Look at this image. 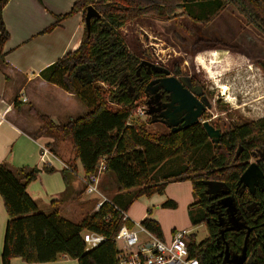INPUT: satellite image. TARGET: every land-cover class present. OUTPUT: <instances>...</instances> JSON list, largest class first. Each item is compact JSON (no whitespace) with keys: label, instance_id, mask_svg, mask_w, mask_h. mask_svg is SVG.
I'll list each match as a JSON object with an SVG mask.
<instances>
[{"label":"trees","instance_id":"obj_1","mask_svg":"<svg viewBox=\"0 0 264 264\" xmlns=\"http://www.w3.org/2000/svg\"><path fill=\"white\" fill-rule=\"evenodd\" d=\"M9 1L0 0V59L10 38L3 19V9ZM193 1L198 0H78L70 13L57 17L56 23L43 32H52L62 21L80 12L85 21L89 6L101 14L100 18L92 19L89 31L85 29L79 48L41 74L47 82L75 95L87 112L66 124L54 123L33 107L30 112L50 134L71 141L85 176L96 174L104 159L103 173L114 175L119 193L131 195L124 206L118 200L106 202L98 211L74 223L62 217V200L52 202V211L44 213L29 195L27 188L40 170L14 171L7 164H0V195L8 215L2 264H11L14 258L28 264L51 263L62 255L79 264H117L116 236L125 224L121 211L127 212L140 197L163 194L169 183L184 181H191L193 186L194 201L189 207L192 223L205 224L208 229V237L201 242H197L194 234L188 237L190 255L201 264H224L226 253L241 255L246 246L248 264H264V191L252 194L238 186L252 159L264 172V117L235 124L223 134L219 144L212 143L200 124L183 132L161 133L130 122L141 99L139 94L150 77L143 73L142 83L138 81L137 65L141 57L129 49L120 30L144 17L171 21L179 9ZM208 1L218 3L219 11L228 5L238 7L250 23L264 32V0ZM151 123L154 124L152 118ZM203 148H212L213 155L204 170L195 173L188 161L194 151ZM177 154L186 161L180 172L154 178L155 169ZM69 167L70 170L62 171L67 186L68 171L77 172L74 163ZM43 169L54 170L48 166ZM209 183H220V187L237 195L234 216L243 228L222 233L219 216L231 222L232 215L211 197ZM176 206L171 200L163 204V207ZM197 210L198 217H194ZM141 223L164 239L159 222L147 218ZM127 225L134 227L132 222ZM85 230L103 235L105 241L87 251L81 236Z\"/></svg>","mask_w":264,"mask_h":264},{"label":"rangeland","instance_id":"obj_2","mask_svg":"<svg viewBox=\"0 0 264 264\" xmlns=\"http://www.w3.org/2000/svg\"><path fill=\"white\" fill-rule=\"evenodd\" d=\"M190 3L179 9L177 17L171 21L144 17L121 29L120 34L129 49L142 60L168 70L180 68L182 74L192 75L204 85L210 107L201 121H210L215 128L225 133L235 124L263 118L264 32L250 23L234 5H228L219 11V4L208 0ZM185 11L186 14H183ZM195 18H199L200 22ZM103 86L108 88L107 85ZM222 86L228 88L227 95H224ZM140 109H147L144 98L139 99L137 108L132 113L131 123L144 124L148 131L170 132L162 124L151 123V117L139 114ZM63 143L64 151L72 156L71 162L77 166L78 160L71 141L66 139V143ZM212 155V148L199 149L192 153L188 162L195 173L202 172ZM185 164L183 157L174 155L155 169L153 177L160 179L168 172L175 175ZM104 174L103 191H116L114 195L119 196L114 175ZM58 181L57 176V184ZM78 195V199L67 202L64 207L60 206L62 217L74 223L81 221L90 208V203H93L88 199L92 195H86L84 190ZM107 195L114 201L118 200V196L114 198L111 193ZM161 196L164 201L171 199L170 196L175 197L179 205L175 208L161 205L158 209L157 202L152 203V200H159ZM192 198L190 183L172 182L163 194H155L150 198L143 196L135 200L127 213L132 222L141 223L140 218L148 209L153 214L160 210L163 229L168 234L174 228L177 231L186 228L191 235H196L197 242H201L208 237V229L205 224L193 225L186 205V201ZM129 199L130 195L123 197V200L121 197L119 204L124 206ZM51 211L52 209L44 213ZM198 214L199 210L195 211L194 217H198ZM140 237L141 241L145 238L144 234H140ZM123 247L122 242H117L118 249ZM58 261L57 264H79L73 259L59 258Z\"/></svg>","mask_w":264,"mask_h":264},{"label":"crops","instance_id":"obj_3","mask_svg":"<svg viewBox=\"0 0 264 264\" xmlns=\"http://www.w3.org/2000/svg\"><path fill=\"white\" fill-rule=\"evenodd\" d=\"M77 1L10 0L3 9V19L10 38L3 47V56L0 59V164H7L14 171L40 170L37 179L30 183L27 191L42 212L51 210L54 201L62 200L61 207H64L67 202L78 199L81 191H85L82 182L84 170L80 161H77V172L68 171V186L64 180L62 171L67 169L66 166H70L72 159V156L64 151L63 142L66 143V139L50 134L42 121L30 112V108L33 107L39 114L49 117L56 124H66L87 112V108L75 95L47 82L41 76L46 68L67 53L76 51L81 44L86 29L82 12L68 17L52 32L43 33L56 23L57 17L70 13ZM23 96H26V101ZM47 147L52 153L43 160V150ZM46 166L54 170L46 171L43 169ZM57 176L61 181L60 183L58 181V184ZM104 178L103 173L99 193L88 197L94 203V205L90 203V208L86 210L88 214L97 211L96 205L102 197L112 201L107 193H111L114 198L118 196L114 195L116 191H103ZM184 182L192 186L191 181ZM169 186L170 183L166 188ZM119 194L117 198L119 203L121 197L123 200V197L131 195ZM162 197L159 200H152V203L157 202L158 209L170 200L179 205L175 197L170 196L171 199L167 201ZM193 201L194 196L192 200L186 201L188 210ZM159 214L160 210L153 214L148 209L140 220L150 218L159 222L164 235L163 240L169 242L177 229H172L168 234L163 229ZM7 221V211L0 195V264ZM61 258L70 259L65 255ZM58 262L57 260L40 264ZM11 264L28 263L21 258H14Z\"/></svg>","mask_w":264,"mask_h":264},{"label":"built area","instance_id":"obj_4","mask_svg":"<svg viewBox=\"0 0 264 264\" xmlns=\"http://www.w3.org/2000/svg\"><path fill=\"white\" fill-rule=\"evenodd\" d=\"M23 97L26 101V96ZM138 113L147 115V109H140ZM51 153L50 148H44L43 160ZM66 168L70 170L69 166H66ZM105 168V160L103 159L96 174L82 177L86 194L99 193L100 179ZM106 202L111 203L108 198L102 197V200L96 205L97 211ZM121 213L125 224L117 233L116 242H122L124 247L118 249L117 264H201L197 258L190 255L187 242L188 237L191 235L189 231H176L172 240L168 242L147 230L142 223L132 222L127 212L121 211ZM127 222H132L134 227H129ZM140 234L145 236L142 241ZM81 236L87 251L99 247L105 241L103 235L89 230L83 231Z\"/></svg>","mask_w":264,"mask_h":264},{"label":"flooded vegetation","instance_id":"obj_5","mask_svg":"<svg viewBox=\"0 0 264 264\" xmlns=\"http://www.w3.org/2000/svg\"><path fill=\"white\" fill-rule=\"evenodd\" d=\"M148 63H150L151 65ZM152 65H155V67ZM137 68H138V76H139L138 81L139 82L142 83L143 81V73H146V75L150 77L149 81L146 83V85L143 88V92H140L139 97L144 98L145 103L147 105V111L150 113L149 115L152 118L153 122L164 125L171 132H183L193 127V126L191 127L184 126L185 121H182V120L185 115L181 112H178L176 106H171L170 97L168 93H166L159 86V82L161 79H164V78L175 77L181 82L184 88L191 91V93H193L199 100H202V101L206 100L205 102H208V94H207V91L204 85H202V83L199 80H197L194 76L182 74L180 71V68L175 67L173 70H168L162 66H159L157 64H154L149 61L142 60V59H139ZM165 69L168 70L170 74L167 75L165 73ZM140 89L142 90V87ZM208 110H209V107L207 111ZM207 111L204 113V115H206ZM173 113H175V119L174 118L171 119L170 117L166 118V116H170ZM201 119L199 123L200 125H202V123L204 122V121H201ZM171 120H173L174 122H178V124L176 126L171 125ZM223 134L224 133L222 132V136ZM253 162L258 163L257 161L252 159L251 163ZM260 169L262 170L261 167ZM238 186L242 187L243 189H247L248 192L252 193L248 188H245L243 185H239V183H238ZM258 190L264 191V183L256 187L252 194H255ZM236 196L237 195L235 193H232L230 190H227L223 187H219L217 189V192L213 193L211 197L214 200H217V202L219 201V204H222L223 206H225L230 215L231 213L229 212V207L225 205V200L230 198L232 205L235 204V206L237 207ZM219 221L221 222V225L223 226V229H222L223 234L227 231H233L232 229L228 230V228L233 226L232 222L230 221L228 222V220L226 221L225 218H222L221 216H219ZM227 254L229 253H226L225 255L224 264H231L229 260H231L234 256L229 254L227 257ZM249 261H250V258L247 255L246 263L247 264L250 263Z\"/></svg>","mask_w":264,"mask_h":264},{"label":"water","instance_id":"obj_6","mask_svg":"<svg viewBox=\"0 0 264 264\" xmlns=\"http://www.w3.org/2000/svg\"><path fill=\"white\" fill-rule=\"evenodd\" d=\"M101 14L93 7L89 6L87 8L86 16H85V26L87 30H90L91 21L93 18H100ZM150 64V63H148ZM151 65V64H150ZM155 67V65H152ZM165 73L168 75L170 72L165 69ZM159 86L168 93L171 101V106H176L177 111L183 113L185 116L182 121H185V127L195 126L200 123V119L203 117L204 113L207 111L208 107H210L209 102H205L199 100L191 91L184 88L181 82L175 77H168L161 79L159 82ZM150 113L147 111V115ZM150 116V115H149ZM175 119V113L170 116H166V118ZM178 122H174L171 120V125L176 126ZM209 139L214 144H219L222 138V131L220 129L215 128L210 121H205L202 123ZM175 131V129H174ZM20 179H23V176H20ZM264 183V173L260 169L258 163L253 162L249 165L246 171L242 174L239 185H243L245 188H248L252 193L255 188ZM222 184L209 183V193L213 194L217 192V189ZM225 205L229 207V212L232 215V223L233 226L228 228V230H238L244 227L238 219L234 216L236 212V208L232 205L230 198L225 200ZM250 231V230H249ZM248 238V237H247ZM229 254H227L228 257ZM231 264H245L247 262V249L243 250V253L238 256H234L231 260H229Z\"/></svg>","mask_w":264,"mask_h":264},{"label":"bare ground","instance_id":"obj_7","mask_svg":"<svg viewBox=\"0 0 264 264\" xmlns=\"http://www.w3.org/2000/svg\"><path fill=\"white\" fill-rule=\"evenodd\" d=\"M252 68V67H251ZM222 89H223V91H224V95H227V90H228V88L226 87V86H222Z\"/></svg>","mask_w":264,"mask_h":264}]
</instances>
